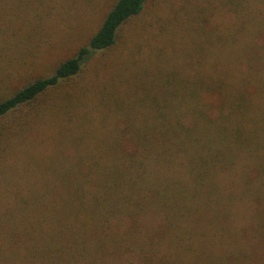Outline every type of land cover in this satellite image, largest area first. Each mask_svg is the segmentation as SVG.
I'll use <instances>...</instances> for the list:
<instances>
[{"label":"trees","instance_id":"obj_1","mask_svg":"<svg viewBox=\"0 0 264 264\" xmlns=\"http://www.w3.org/2000/svg\"><path fill=\"white\" fill-rule=\"evenodd\" d=\"M218 1L232 24L202 32L143 88L127 84L129 98L89 85L85 62L114 51L98 73L130 76L123 31L150 0H116L52 72L0 83V264L262 257L264 0Z\"/></svg>","mask_w":264,"mask_h":264},{"label":"rangeland","instance_id":"obj_2","mask_svg":"<svg viewBox=\"0 0 264 264\" xmlns=\"http://www.w3.org/2000/svg\"><path fill=\"white\" fill-rule=\"evenodd\" d=\"M115 1L0 0L1 87L14 89L52 72L58 63L87 43ZM231 16V11H224L218 0H150L144 14L123 31L127 43L120 49L133 53L136 62L129 69L130 76L114 81L111 71L100 69L98 73L96 68L113 60L116 53H96L85 62L89 85L95 83L97 91L116 88L127 97V84L131 83L132 89L143 88L159 66L171 68L180 64L177 58L182 57H177V53L191 41L200 40V34L207 29H223L232 24ZM182 56L188 58V52H182ZM129 60L132 66L131 57ZM144 69H149L148 77L142 75ZM137 73L141 75L138 78ZM37 144L39 149L47 147L43 142ZM261 253L262 257H252L251 264H264V248Z\"/></svg>","mask_w":264,"mask_h":264}]
</instances>
